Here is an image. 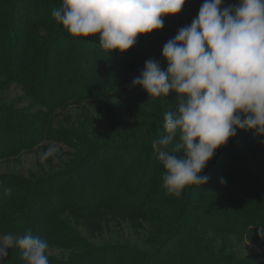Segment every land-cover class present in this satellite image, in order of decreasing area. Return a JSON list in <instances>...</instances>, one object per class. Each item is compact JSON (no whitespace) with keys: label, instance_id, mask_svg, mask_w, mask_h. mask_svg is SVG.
Wrapping results in <instances>:
<instances>
[{"label":"trees","instance_id":"trees-1","mask_svg":"<svg viewBox=\"0 0 264 264\" xmlns=\"http://www.w3.org/2000/svg\"><path fill=\"white\" fill-rule=\"evenodd\" d=\"M60 3L61 0H0V114L5 111V123L9 122L0 127V144L6 139L10 144L15 135L18 137L12 148L1 153L0 160L49 143L65 144L71 149L68 163L71 169L76 167L73 161L80 157L92 159L99 151L117 153L115 163H110L107 169L114 188L109 199L112 204L113 198L122 200L117 201L119 206L111 204L109 209L123 211L135 219L138 215L139 220L145 221L151 229L145 235H151L152 231L158 235L150 239L151 248L163 246L164 249L171 243L168 240L180 232L177 235L180 245L181 240H189L193 252L199 255L189 261L180 259L179 263L166 258L167 264H198L200 260L203 264H260L258 255L244 260L234 249L246 239L264 246L257 226L264 225V136H257L254 131L237 130L235 137L216 150L201 173L209 177L207 183L189 186L180 197L169 195L162 187L164 169L162 175L148 183L146 177L156 156L151 143L164 132V113L176 108L175 94L149 99L141 87L130 85L150 58L158 60L162 69H166L162 48L173 37H168L161 29L138 36L135 45L124 53H91V47L101 48L98 38H73L52 17V10ZM61 40L65 44H58ZM64 54L67 76L59 80L64 67L61 55ZM94 58L99 59L100 64ZM92 63L100 65L104 74L114 75L113 85L102 88V84H96L100 83L99 80L96 83L91 81L95 73ZM14 83L22 88L28 102L24 109L38 106L43 111L38 110L34 115H27L24 109L7 112L11 108L5 106L1 93ZM66 84L73 91L70 95L64 94ZM83 84L87 86L81 90ZM114 99L119 100L117 111L121 114H114L115 107L106 116L95 119L102 131L91 122L87 126L74 123L67 129L54 126L57 125L54 118L61 117L67 120L58 125L70 124L69 116L64 112L72 104L85 108L91 102H112L114 105ZM121 118L123 127L117 123ZM127 126H131V130ZM27 139H31L28 144L23 142ZM133 155L141 158L135 166H130ZM125 157H128L127 165ZM126 170L131 173L128 184L124 183L128 174ZM72 175H76L75 172ZM30 178L32 180L22 174L0 176V234H22L31 229L34 235L53 246V239L44 235L49 226L50 233L62 242L61 249L67 248L61 261L48 257L50 264H75L82 259L85 262L81 264H103L102 258L88 260L93 250L78 228L55 218L67 210L84 212L74 208L77 205L69 200L70 194L74 193L72 188L59 194L57 186L52 188L44 179ZM68 179L71 183L72 177ZM76 182L73 186L77 188L75 193H81L80 179ZM142 186L144 192L139 189ZM49 209L55 212L51 223L46 224L43 231H38L34 219L36 213L39 215L41 210L46 212ZM218 235L224 236L217 238ZM231 237L236 240L232 238L231 245H227ZM218 239L221 245L216 249ZM124 252L123 260L111 264H150L146 254L131 258L127 250ZM17 253L16 249L8 251L7 264H23Z\"/></svg>","mask_w":264,"mask_h":264},{"label":"clouds","instance_id":"clouds-1","mask_svg":"<svg viewBox=\"0 0 264 264\" xmlns=\"http://www.w3.org/2000/svg\"><path fill=\"white\" fill-rule=\"evenodd\" d=\"M186 0H61L51 12L73 38H98L108 54L124 53L138 36L159 31L164 17L179 14ZM166 69L145 61L130 87L149 99L175 94V110L164 113V132L151 143L164 169L162 187L180 197L201 186L216 150L237 130L264 136V0H204L197 17L162 48ZM55 145L41 159L54 158ZM221 183L224 180L221 179ZM264 239V225H257ZM49 243L31 229L0 234V264L19 251L23 264H50Z\"/></svg>","mask_w":264,"mask_h":264},{"label":"rangeland","instance_id":"rangeland-1","mask_svg":"<svg viewBox=\"0 0 264 264\" xmlns=\"http://www.w3.org/2000/svg\"><path fill=\"white\" fill-rule=\"evenodd\" d=\"M203 2L204 0H186V3L179 14L163 18L164 26L162 30L167 32L168 37H174L181 27L190 25L192 20L197 17L200 6ZM238 2L239 0H224V6L237 4ZM28 26L30 27V25ZM58 44H65L64 40L59 41ZM90 52L106 53L103 49L97 47H91ZM113 53L115 52L113 51L112 54ZM89 57L90 55L88 58ZM61 59L64 63V67L58 76L59 80H63V77L67 76L65 73V54L61 55ZM94 61L100 64L99 59L94 58ZM109 66L112 67L111 62L109 63ZM91 67L95 70L91 79L92 82L96 83L95 81L99 80L100 83L96 84H102V88L113 85L114 75H110L109 73L104 74L103 68L95 63H92ZM65 86L67 89L64 94L70 95L73 91L68 87L69 85L66 84ZM85 86H87V84L81 85V90H84ZM24 96L22 88L15 83L2 92L1 99L4 101L6 107L11 108V111L8 110L7 112L13 113L12 111H18L19 109L26 108L28 106V102ZM85 102H87V100H85ZM113 102L114 105L112 102H91L86 108L83 105L72 104L69 106L68 111L64 112L69 116L70 124L65 125V127L58 125L59 123L64 124V121L67 120L65 117H61L54 118V123L57 124L54 126L67 129L74 123L81 125L84 124L87 126L91 122L96 126L97 130L102 131L99 121H94L95 119H98L100 116H106V114L114 111L115 107L116 109L114 114H117L118 116L121 114L117 111V109H119L117 103L119 100L114 99ZM24 110L27 111V115H34V113L38 110L43 111V109H40L38 106ZM6 118L7 116L4 111L2 115L0 114V127H4L6 124H9L8 121L5 123ZM117 123L119 127H123V118L117 120ZM130 127L131 126H127L126 128L131 130L129 129ZM15 141H18V137H16V135L10 144L7 139L0 144V155L6 148H12L11 145L15 144ZM30 141L31 139H27V141L23 142L28 144ZM53 145L59 148L57 155L54 158L42 160V153L46 151L49 146ZM69 154H72V151L65 144L49 143L46 145H36L27 152L20 153L17 156H12L11 158L2 157L0 160V176L22 174L28 180H32L30 177H34L36 180L44 179L43 181H47L52 188L57 186L59 191H55L59 192V194H62V191L66 188L71 187L74 193L70 194L69 200L77 205L74 206V208L83 210L84 212L79 211L78 213H73L69 210H65V213L56 215L55 218L58 222L63 221L64 223L73 224V226L78 228L79 234L89 241L93 252L89 255L88 260L91 258H102L104 262L103 264L119 262L120 260H123L126 255L124 250L128 251L127 255L131 258L135 257L136 254H146L149 257L150 264H164L163 261L167 264L165 261L166 258H169V260L172 261H178V263L180 262V259L189 261L192 258H199V255L193 252L194 249L189 240L188 242L186 239L181 240L182 246L180 245L178 242L179 239H177V235H179L180 232H178L177 235L175 234L176 238L174 237L173 239L168 240L171 243L165 246L164 249L163 246H159L156 249V246L151 248L149 245L150 239L153 236L158 235L155 231H152L151 235H145L146 233L148 234V231H151L149 225H147L145 221L139 220L138 215H136L135 219L123 211L117 212L113 211V209H109V206L112 204L109 197L114 188L111 186L107 169L110 167V163H115L117 153H102L99 151L94 154L95 156L92 159H90L91 157L89 156H85L83 159L80 157L78 160L73 161L76 166L74 169L69 168L68 163L71 161V159H69ZM130 155L131 154H129V156ZM128 157H125L126 165L128 163ZM140 158L141 156H131L130 160L133 163L130 166H135ZM154 158L155 163L149 167L148 175L146 177L148 183L162 175L163 172V167L158 161L157 155ZM95 170L98 171L95 173ZM73 172H75L76 175L71 176ZM127 172L128 174L126 175V180L124 181L125 184L130 182L131 177V173H129V171ZM69 177H72L71 183H69ZM79 179L81 181V185L79 187L82 188V190L81 193L78 191H76L78 193H75L77 188H73V186L77 183L76 180L79 181ZM139 189L144 192V186ZM121 200L122 199H118L117 201ZM117 201L113 198V204L119 206ZM58 209L60 210V208ZM54 213L55 212L50 209L46 210V212L41 210L39 215L36 213L34 219L37 220V225L39 226L38 231H43L46 224L50 225L51 217ZM22 219H18V221H21ZM45 232L46 233H44V235L54 241L53 246H50L49 248L48 257L57 261L63 260L61 258L67 248H64L63 250L61 249L59 245H62V242H58L60 241L57 240L58 236L50 233L49 226L46 227ZM180 235L185 236L184 234ZM223 236L224 235H218L217 238H222ZM232 238L233 237H231L230 240L228 238L227 245H231ZM219 245H221V241L218 239L215 248L216 246L218 248ZM125 247L129 249H124ZM115 249L117 250L115 251ZM234 250L237 252L236 254L240 258H244V260L248 257H255L258 255L260 259L259 263L264 264V246L262 243L246 239L242 241L241 244H237V247ZM17 255L19 256L20 262V255L18 253ZM83 262L85 261L82 259L77 261L75 264H81ZM198 264H203V262L200 260L198 261Z\"/></svg>","mask_w":264,"mask_h":264}]
</instances>
